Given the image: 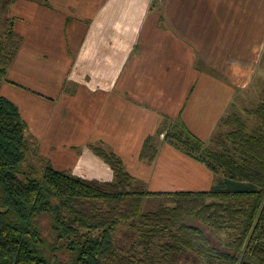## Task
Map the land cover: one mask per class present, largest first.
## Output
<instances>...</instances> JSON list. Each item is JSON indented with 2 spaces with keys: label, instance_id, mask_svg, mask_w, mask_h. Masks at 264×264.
<instances>
[{
  "label": "crops",
  "instance_id": "crops-1",
  "mask_svg": "<svg viewBox=\"0 0 264 264\" xmlns=\"http://www.w3.org/2000/svg\"><path fill=\"white\" fill-rule=\"evenodd\" d=\"M9 8L22 41L0 95L19 108L54 170L112 181L93 152L101 147L148 192L212 187L206 166L191 184L200 162L167 143L151 163L140 152L164 120L212 137L264 61V0H15Z\"/></svg>",
  "mask_w": 264,
  "mask_h": 264
},
{
  "label": "trees",
  "instance_id": "trees-1",
  "mask_svg": "<svg viewBox=\"0 0 264 264\" xmlns=\"http://www.w3.org/2000/svg\"><path fill=\"white\" fill-rule=\"evenodd\" d=\"M5 23L0 84L22 41L14 19ZM248 114L257 119L252 131L237 114L222 121L228 132L213 140L216 150L182 119L164 120L145 139L140 159L153 162L167 143L204 164L214 180L205 192H148L101 147L93 152L111 169L112 181L54 170L39 156L19 108L0 95V264H154L184 252L203 264H264V102ZM31 153L34 163L27 162ZM147 199L159 203L143 212ZM120 225L137 235L126 251L113 240Z\"/></svg>",
  "mask_w": 264,
  "mask_h": 264
},
{
  "label": "rangeland",
  "instance_id": "rangeland-1",
  "mask_svg": "<svg viewBox=\"0 0 264 264\" xmlns=\"http://www.w3.org/2000/svg\"><path fill=\"white\" fill-rule=\"evenodd\" d=\"M9 1L11 0H3V4L0 7V38L4 36V32L6 29L5 22L7 17H10V8L8 6ZM5 82L6 80L0 84V90H1V86L5 84ZM261 102H264V61L260 64V66L256 70L255 79L252 85H250L245 90L241 91L238 94V96L234 97V100L229 107L227 115H225L220 120L218 126L216 127V130L214 131L212 137L210 138L211 140L209 139L208 141L209 148L213 150L217 149L213 140L216 141V139L220 137V135H223L226 132H228L227 127L224 125L222 121H224L226 117L232 114H237L241 118H243L248 123V131H252L253 127L257 124V119L253 115L248 114V112L254 110L256 106ZM32 150L34 149L32 148ZM37 160L38 159L36 157L32 156V153L28 155L27 162L34 163ZM203 168L205 169V165H203L202 163L196 164L195 174H192V179L190 180L191 184L192 182H196L199 178H203V170H202ZM101 176L104 178L103 175ZM211 176L213 175L211 174ZM178 180L183 181L181 179ZM174 184H180V183L174 182ZM157 203H159L157 199H147L142 207V211L148 212L154 210L156 208ZM136 239H137V235L133 231H131L126 225L118 226L113 234V240L115 246L119 250L126 251L130 249ZM212 240L214 243H216V241L213 238ZM160 243L161 242L158 240L148 248L150 255L157 254L158 252L157 246ZM142 254H143L142 248L135 249V255L137 257H140L141 259H145L144 256H142ZM154 264H203V263L194 254H191L189 252H184L174 255V257H172L168 261L161 260L155 262Z\"/></svg>",
  "mask_w": 264,
  "mask_h": 264
}]
</instances>
